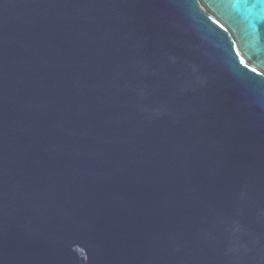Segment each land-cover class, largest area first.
<instances>
[{
  "label": "water",
  "instance_id": "obj_1",
  "mask_svg": "<svg viewBox=\"0 0 264 264\" xmlns=\"http://www.w3.org/2000/svg\"><path fill=\"white\" fill-rule=\"evenodd\" d=\"M0 264H264V2L0 0Z\"/></svg>",
  "mask_w": 264,
  "mask_h": 264
},
{
  "label": "snow or ice",
  "instance_id": "obj_2",
  "mask_svg": "<svg viewBox=\"0 0 264 264\" xmlns=\"http://www.w3.org/2000/svg\"><path fill=\"white\" fill-rule=\"evenodd\" d=\"M261 2H264V0H261Z\"/></svg>",
  "mask_w": 264,
  "mask_h": 264
}]
</instances>
